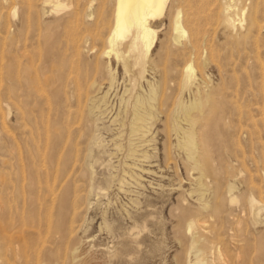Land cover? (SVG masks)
I'll use <instances>...</instances> for the list:
<instances>
[{
  "label": "rangeland",
  "instance_id": "1",
  "mask_svg": "<svg viewBox=\"0 0 264 264\" xmlns=\"http://www.w3.org/2000/svg\"><path fill=\"white\" fill-rule=\"evenodd\" d=\"M66 3L51 14L42 0H0V226L7 229L0 264H45L50 247L56 264H70L73 247L109 250L124 240L137 244L111 264H264V211L254 223L248 206L250 194L264 204V13L253 15L264 0H167L149 20L156 31L150 45L141 30L117 34L115 0ZM177 11L185 29L179 39ZM212 103L217 111L209 119ZM136 113L148 116L140 129ZM205 122L215 125L213 138ZM186 127L197 133L191 153L177 144ZM90 146L102 158L93 178ZM58 224L70 233L63 245L47 235ZM37 227L46 253L39 246L24 262L17 245Z\"/></svg>",
  "mask_w": 264,
  "mask_h": 264
},
{
  "label": "bare ground",
  "instance_id": "2",
  "mask_svg": "<svg viewBox=\"0 0 264 264\" xmlns=\"http://www.w3.org/2000/svg\"><path fill=\"white\" fill-rule=\"evenodd\" d=\"M67 1V0H66ZM66 1H64V0H42V3H43V5L44 6H48L49 7V10L47 11V12H51V14L52 13H54V14H57L58 12H61V11H63V10H65V9H67V8H69V6L67 5V3H66ZM166 1L167 0H115V8L114 9H116V32H117V34L120 36V37H126V36H128L131 32H132V30L133 29H136L137 31H142V33H143V37H144V39H146L148 42H149V45L152 43V41H153V39H154V34L156 33V31L154 30V29H152L150 26H149V20H151V19H155L156 17H159L162 13H163V11H164V9H165V6H166ZM48 7H47V9H48ZM46 8V7H45ZM71 8V7H70ZM75 11V9L73 10V12ZM72 12V13H73ZM256 12H263L264 13V6L263 7H261V6H257L256 8H255V11H254V13H253V15L255 14V16H257V13ZM76 14H77V11L75 12ZM258 13V14H259ZM78 14H79V12H78ZM71 16V15H70ZM115 16V15H114ZM228 16H230V15H228ZM75 18V17H74ZM256 18V17H255ZM228 19V18H227ZM173 20V19H172ZM172 20H171V23H173L172 22ZM86 21V20H85ZM67 22V21H66ZM76 22H77V20H76ZM224 22V21H223ZM250 22V21H249ZM90 23V22H89ZM252 23V22H251ZM259 23V22H258ZM91 24H93V22L91 23ZM113 24H114V22H113ZM154 25V24H153ZM254 25H255V23H254ZM65 26V25H64ZM226 26V25H225ZM170 27H171V25H170ZM234 27V26H233ZM260 27V26H259ZM70 28V27H69ZM254 28V27H253ZM73 29V28H72ZM172 30V29H171ZM174 30H175V33L177 34V38L179 39L180 37H181V35L182 34H184L185 33V29H184V27H183V25H182V22H181V15H180V12L179 11H177V13H176V15H175V18H174ZM112 31V30H111ZM134 31V30H133ZM134 33H135V31H134ZM133 34V33H132ZM137 34V33H136ZM117 36V35H116ZM133 35H131L130 36V38L129 39H131V37H132ZM108 38V37H107ZM134 38H135V36H134ZM116 40H117V37H116ZM131 40H133V39H131ZM127 41V40H126ZM134 41V40H133ZM124 42H125V40H124ZM118 43V42H117ZM130 43H131V41H130ZM125 44V43H124ZM129 44V43H128ZM114 45V44H113ZM121 45H123V42L121 43V41H120V46ZM126 45V44H125ZM131 45V44H130ZM127 47H128V45H127ZM126 47V49H128ZM140 47V46H139ZM77 48V47H76ZM130 49H133V46H131L130 47ZM123 50V49H122ZM104 51V50H103ZM118 51H120L119 49H118ZM126 52H127V50H125ZM121 52V51H120ZM136 52H137V50H136ZM108 53V52H107ZM144 50H142V48H141V51L139 52V56H138V59H140L141 57H143L144 56ZM136 54H138V53H136ZM135 54H133V56H134ZM118 56H119V54H118ZM114 57V56H113ZM126 57V56H125ZM128 57V56H127ZM124 58V57H123ZM126 59V58H125ZM137 59V60H138ZM125 61V60H124ZM123 63V62H122ZM124 66V65H123ZM107 67V66H106ZM72 68V67H71ZM70 69V68H69ZM72 70V69H71ZM188 70H191V67L189 66L188 67ZM71 74V73H70ZM69 77H70V75H69ZM69 80H70V78H69ZM72 82V81H71ZM70 82V83H71ZM201 83H203V82H201ZM74 84V83H73ZM200 86V85H199ZM79 88V87H78ZM79 90H80V88H79ZM126 90H128V89H126ZM196 90V89H195ZM76 91V90H75ZM78 91V90H77ZM129 91V90H128ZM39 92V91H38ZM79 93V92H78ZM77 93V94H78ZM82 93V92H81ZM126 93V92H125ZM87 93H85V95H86ZM201 95L203 94V93H200ZM75 95V94H74ZM82 95V94H81ZM89 95V94H88ZM104 95V94H103ZM154 95V94H153ZM78 96V95H77ZM102 96V95H101ZM76 96H74V98H75ZM79 97H80V95H79ZM78 97V100L80 99ZM82 97H84V95L82 96ZM44 98V97H43ZM85 98H87V95H86V97H84V99ZM142 98H143V96H142ZM156 98V97H155ZM201 98H203V96L201 97ZM208 98H209V95H206V93H205V101H207L208 100ZM88 99V98H87ZM138 98H136V100H137ZM144 99V98H143ZM82 100H83V98L81 99V102H82ZM75 101H77V99L75 98ZM139 101V100H138ZM148 101H150V103H148V104H151V98H150V100H148ZM78 102V101H77ZM80 102V101H79ZM84 102V101H83ZM87 102V101H86ZM154 102V101H153ZM85 103V102H84ZM140 103H142L141 102V99H140V102H139V104H137L138 106L140 105ZM203 103V102H202ZM210 103V102H209ZM86 104V103H85ZM143 104V103H142ZM146 104H147V102H146ZM26 105V104H25ZM81 105V104H80ZM97 105V104H96ZM212 105H213V103H212ZM212 105L210 104V106L212 107ZM77 106V105H76ZM84 106V105H83ZM86 106H87V104H86ZM98 106H99V104H98ZM125 106V105H124ZM141 106V105H140ZM140 106L138 107V109L141 111V109H140ZM146 106V105H145ZM149 106V108L148 109H150V105H148ZM195 106V105H194ZM207 106V105H206ZM20 107V106H19ZM28 107V106H27ZM126 107V106H125ZM134 107V106H133ZM135 107H137L136 105H135ZM142 107H144V105L142 106ZM141 107V108H142ZM205 107V106H204ZM211 107H208V108H210V109H207V111H208V115H209V113H216V109L214 108L215 107V105H213V107L211 108ZM217 107V106H216ZM135 109V108H134ZM60 110H62V109H60ZM146 110V109H145ZM144 110V111H145ZM153 110V109H152ZM123 111V110H122ZM142 111H143V109H142ZM150 111V110H149ZM201 111H202V109H201ZM207 111H205V112H207ZM132 112H134V110L132 111ZM139 112V111H138ZM160 112V111H159ZM205 112H204V114H202V115H205ZM80 113L82 114V111H80ZM103 113V112H102ZM128 113V112H127ZM135 113V112H134ZM214 113V114H215ZM88 114V113H87ZM97 114V113H96ZM118 114V113H117ZM137 114V116L136 117H134V116H132V117H134L135 119H134V122H135V124H134V127L136 126V124H138L137 126L139 127V126H141V125H143L144 126V123H146L147 122V120H148V116L146 115V116H143V117H138V113H136ZM142 114V113H141ZM146 114H147V112H146ZM150 114V113H149ZM213 114V115H214ZM130 115H131V113H130ZM152 115V114H151ZM20 116V117H19ZM24 116H26L24 113H22V112H20L19 113V115L17 116V119H18V117H19V119H20V121H18V123H19V128H20V134H25L24 133V131H26L25 130V127H26V123H24L23 122V120L25 119V117ZM75 116H76V113H75ZM124 116H125V113H124ZM172 116H173V114H172ZM178 116H179V114H178ZM199 116H200V114H199ZM261 116H262V114H261ZM129 118V116L128 115H126V118ZM201 117V116H200ZM210 117V115L208 116V118ZM211 117H212V115H211ZM211 117L209 118V119H211ZM27 118V117H26ZM80 118V117H79ZM201 118H203L204 119V117H201ZM28 119V118H27ZM170 119V118H169ZM178 119V118H177ZM197 119V118H196ZM160 120V119H159ZM199 120V119H198ZM207 120V118L205 117V120L204 121H206ZM261 120V119H260ZM30 121V120H29ZM92 121H93V119H92ZM170 121V120H169ZM191 121H192V119H191ZM197 121V120H196ZM209 121V120H208ZM3 122V121H2ZM26 122H28V120L26 121ZM130 122H131V120H130ZM174 122V121H173ZM203 122V121H202ZM219 122V121H218ZM253 122H254V120H253ZM264 122V121H263ZM122 123H123V121H122ZM180 123H181V121H180ZM255 123V122H254ZM124 124H125V122H124ZM256 124V123H255ZM4 125V122L2 123V124H0V126H3ZM123 125V124H122ZM121 125V126H122ZM128 125V124H127ZM132 125V124H131ZM263 125V124H262ZM136 126V127H137ZM146 126V125H145ZM201 126V124L198 126V127H200ZM124 126H122V128H123ZM134 127H132L133 128V130H132V128H131V131H130V133H132V132H137V130L136 131H134ZM137 127V129H140V127L138 128ZM142 127V126H141ZM214 127H215V125L214 124H212V123H208V122H205L204 124H203V128H204V131H205V133H206V135L207 136H209V137H212L213 138V135H211V134H214ZM144 128V127H143ZM2 129V128H1ZM145 129V128H144ZM174 129V128H173ZM178 129V128H177ZM199 130H200V128H198ZM197 129V132L199 133V130ZM202 130V129H201ZM47 131V130H46ZM159 131V130H158ZM180 131V130H179ZM203 130H202V132H204ZM3 132H4V130H3ZM153 132V131H152ZM7 133V132H6ZM145 133V132H144ZM181 133V132H180ZM29 134H31L32 135V132L31 131H29ZM169 134V133H168ZM196 131H195V129L193 128V127H186V129H184L183 131H182V133H181V135L179 136V140L180 141H177V144L179 145V146H182V147H186V148H188V151H187V153H191V151L194 149L193 148V146H196L197 144H195V138H196ZM200 134V133H199ZM47 135L49 136V134L47 133ZM132 135V134H131ZM133 135H135V134H133ZM120 136H121V134H120ZM199 136V135H198ZM221 136V135H220ZM19 137H20V135H19ZM56 137V136H55ZM94 137V136H93ZM171 137V136H170ZM200 137V136H199ZM203 137V136H202ZM208 137V138H209ZM44 138V137H43ZM46 138V137H45ZM48 138V137H47ZM131 138V137H130ZM132 138H134V137H132ZM135 138L137 139V137L135 136ZM135 138H134V140H135ZM140 138V137H139ZM152 138V137H151ZM32 139V138H31ZM118 139H119V137H118ZM144 139V138H143ZM17 140H18V138H17ZM48 140V139H47ZM89 140H90V138H89ZM131 140V139H130ZM133 140V141H134ZM141 140V139H140ZM199 140V139H198ZM55 141H56V139H55ZM55 141H53V142H55ZM205 141V140H204ZM203 141V142H204ZM47 142V141H46ZM57 142V141H56ZM132 142V141H131ZM202 142V141H201ZM66 143V142H65ZM86 143H87V140H86ZM171 143V142H170ZM198 143H200V142H198ZM19 144V143H18ZM142 144V143H141ZM169 144V143H168ZM46 145H48V144H46ZM205 145H206V143H205ZM44 146V145H43ZM55 146V145H54ZM54 146H53V143H52V148H54ZM131 146H133L132 145V143H131ZM139 146V145H138ZM203 146V145H202ZM17 147H19V146H17ZM87 147V146H86ZM91 147V146H90ZM134 147V146H133ZM169 147H171V144H170V146ZM200 147V146H199ZM198 147V148H199ZM262 147H264V146H262ZM118 148H120V147H118ZM135 148H138V147H135ZM204 148V147H203ZM206 148V147H205ZM45 149H47V147H45ZM44 149V151H46ZM141 149V148H140ZM197 149V148H196ZM201 149H202V147H201ZM42 150H43V147H42ZM93 150H95V149H93ZM93 150H92V147L91 148H89L88 149V151H89V154H87L88 155V162H87V166H88V169H89V172L91 173V177L93 178V164L95 165V164H97V163H100L101 162V155H100V151L98 152L97 151V153L95 152H93ZM131 150H133L132 148H131ZM53 151H55V150H53ZM53 151H51V154H52V152ZM96 151V150H95ZM135 150H133V152H134ZM132 152V153H133ZM199 152H201L202 153V157H203V159L205 160V161H209L210 160V154L207 152V151H205V150H202V151H198V153ZM28 153V152H27ZM137 152L135 151V154H136ZM145 153H146V151H145ZM168 153H169V151H168ZM134 154V153H133ZM27 155V154H26ZM200 155V154H199ZM21 156V155H20ZM183 156V155H182ZM130 157V156H129ZM132 157H134L133 155H132ZM200 157V156H199ZM198 157V158H199ZM53 158V157H52ZM28 159H29V157H28ZM136 159V158H135ZM200 159H201V157H200ZM22 161V160H21ZM50 161H52V159H50ZM201 161V160H200ZM29 162V161H28ZM143 162H144V160H143ZM211 162V161H210ZM203 163L205 164V162L203 161ZM44 164V163H43ZM185 165V164H184ZM206 165V164H205ZM204 166V165H203ZM210 166V165H209ZM208 166V167H209ZM189 168V167H188ZM211 168H212V165H211ZM213 169V168H212ZM189 170H190V168H189ZM205 171V170H204ZM215 171V170H214ZM206 173V172H205ZM212 174H215L214 172H212ZM206 175V174H205ZM233 175V174H232ZM132 177V176H131ZM205 178V177H204ZM4 179V178H3ZM30 179V178H29ZM203 180V179H202ZM205 180V179H204ZM204 180H203V182H204ZM77 182V181H76ZM202 182V183H203ZM105 183L107 184L108 183V180H106L105 179ZM51 184V183H50ZM53 184H55V183H53ZM48 186V185H47ZM51 186L52 185H50V187L49 188H51ZM53 186H55V185H53ZM53 186H52V188H53ZM56 187H57V185H56ZM78 188V187H77ZM236 188V187H235ZM251 189V188H250ZM53 189H51V190H49L50 191V193H51V196L52 197H54V192H55V190H54V192L52 191ZM56 190H57V188H56ZM2 191V190H1ZM78 191V190H77ZM232 191H233V186L232 185H230L229 186V189H228V192H229V201L232 203V202H234V201H236V199H237V197L232 193ZM252 191V190H251ZM236 192V191H235ZM243 192H245V191H243ZM64 193V192H63ZM251 193H253V192H251ZM242 194V193H241ZM248 194H250V193H248ZM254 194V193H253ZM59 195H60V193H59ZM243 195V194H242ZM248 196V195H247ZM61 197H62V194H61ZM51 198V197H50ZM259 198V197H258ZM256 196H254V195H252V194H250L249 195V197H248V206H249V211H250V216H251V220L255 223L256 222V220L258 219V218H260L263 214V211H264V204L261 202V200H262V198H261V200H260V198L258 199ZM35 199V198H34ZM33 199V200H34ZM53 199H55V198H53ZM247 199V198H246ZM52 200V199H51ZM244 200H245V198H244ZM59 201V199L57 200V202ZM52 202H54V200H52ZM63 203L65 202V200L63 199V201H62ZM62 202H59V203H61L62 204ZM2 203V202H1ZM52 204H54V203H52ZM246 204V203H245ZM50 207V206H49ZM53 207V206H52ZM58 207V210H59V206H57ZM185 208V207H184ZM220 205H216V206H214V212L215 213H217L219 210H220ZM244 208V207H243ZM52 209V208H51ZM50 209V210H51ZM186 209V208H185ZM189 209V208H188ZM187 209V210H188ZM193 209V211H194V208H192ZM201 209V208H200ZM63 209L61 208V210H60V212L62 211ZM245 210V209H244ZM186 211V210H185ZM48 212V211H47ZM180 212H181V210H180ZM184 212V211H183ZM189 212V211H188ZM63 213V212H62ZM187 213V212H186ZM192 213H194L195 214V212H192ZM198 213V212H197ZM50 214V213H49ZM64 214V213H63ZM181 214V213H180ZM183 214V213H182ZM249 214V213H248ZM48 215V214H47ZM184 215V214H183ZM197 215V214H196ZM195 215V216H196ZM14 216H16V214L14 215ZM45 216H46V214H45ZM132 216V215H131ZM181 216V215H180ZM187 216H188V213H187ZM12 217H13V214H12ZM50 217V216H49ZM134 217V216H133ZM182 217V216H181ZM180 217V218H181ZM184 217V216H183ZM182 217V218H183ZM3 218H5V216L3 217ZM15 219H16V217H14ZM26 218V217H25ZM46 218H48V216H46ZM132 218V217H131ZM144 218V217H143ZM191 218H193V217H191ZM242 218V217H241ZM246 218V217H245ZM264 218V217H263ZM262 218V219H263ZM14 219V220H15ZM49 219V218H48ZM137 219H139L138 217H137ZM188 219V218H187ZM186 219V220H187ZM248 219H249V217H248ZM47 220V219H46ZM100 220H102V218L100 219ZM190 220V219H189ZM16 221V220H15ZM15 221H14V223H15ZM18 221V220H17ZM17 221H16V223H17ZM43 221V220H42ZM48 221V220H47ZM137 221V220H136ZM184 222H185V220H183ZM188 221V220H187ZM237 221H238V218H237ZM236 221V222H237ZM243 221V220H242ZM8 222H10V221H8ZM52 221H51V219H50V222L49 223H51ZM117 222V221H116ZM181 222V221H180ZM196 222V221H195ZM239 222V221H238ZM244 222V221H243ZM2 223V222H1ZM36 223V222H35ZM35 223H33L34 225H35ZM42 223V222H41ZM62 223H63V220H62ZM64 223H66L65 221H64ZM63 223V225H64V227H65V224ZM73 223V222H72ZM72 223H71V225H72ZM101 223H102V221H101ZM104 223V222H103ZM119 223V222H118ZM9 224V223H8ZM11 224V223H10ZM18 224V223H17ZM32 224V223H31ZM196 224V223H195ZM3 225H4V223H3ZM27 225V224H26ZM34 225H33V227H34ZM38 225H39V222H38ZM48 227H49V225L48 224H46ZM10 226V225H9ZM17 226V225H16ZM37 226V225H36ZM67 226H68V224H67ZM101 226V225H100ZM116 226V225H115ZM239 226V225H238ZM246 226V225H245ZM260 226V225H259ZM11 227V226H10ZM9 227V228H10ZM12 227H14V224L12 225ZM38 227H40V226H38ZM38 227H37V229L35 230V232L33 231V232H30L29 234H27V236L26 237H23V239H22V241H21V243L20 244H18L17 245V249H18V254L20 255V256H22L23 258H24V262H25V260L26 261H28V259L30 258V257H33V256H31V255H33V254H35L36 252H38V250L40 251L41 249H42V252H45V250H43V247H44V241H46V237H45V240L43 241V243L42 244H39L38 245V243H40V242H38L37 240L38 239H40L41 238V236H40V231H39V229H38ZM46 227V226H45ZM71 227V226H70ZM99 227V224L97 225V228ZM104 227V226H103ZM114 227V226H113ZM8 228V229H9ZM29 228H30V226H29ZM120 228H122V227H119L118 229H120ZM189 229H191L192 227H191V224L189 225V227H188ZM199 228H201V227H199ZM262 228V227H261ZM13 229V228H12ZM49 229V228H48ZM109 229V231H111V232H113V230L115 229V227L114 228H112V227H109L108 228ZM117 229V228H116ZM117 229V230H118ZM129 229H130V227H129ZM193 229V228H192ZM240 229V228H239ZM72 230H73V228H72ZM106 230V229H105ZM199 230V229H198ZM237 230H238V228H237ZM6 231H7V229H6V227H1L0 226V239H1V244H2V246H0V247H6V244H7V235H6ZM28 231H29V229H28ZM122 231V230H121ZM120 231V232H121ZM197 231V230H196ZM242 231V230H241ZM45 232H46V230H45ZM119 232V233H120ZM123 232V231H122ZM121 232V233H122ZM199 231H197V232H195V233H198ZM261 232V231H260ZM52 233V234H51ZM66 232H64V229H63V227H61L59 224L56 226V227H54V229L50 232L49 231V233H47V235L49 234V235H51V239H53V243H55V241H59V242H62V244L60 243V245H63V241H65V240H67V238L68 237H70V236H67L66 234L68 233L69 235H70V233L69 232H67L66 234H65ZM115 233V232H114ZM118 233V234H119ZM133 234H134V232H132ZM200 234H201V232H199ZM257 234V233H256ZM121 235V234H120ZM260 235V234H259ZM10 236H12V235H10ZM21 236V235H20ZM42 236H43V234H42ZM44 236H45V233H44ZM124 236H125V234H124ZM130 236V235H129ZM132 236V235H131ZM198 236H199V234L197 235V237L196 238H194V240H192V241H194V242H196V243H199L200 242V240H198L197 238H198ZM240 236V235H239ZM47 237H49V236H47ZM114 237V236H113ZM203 237V236H202ZM256 237H257V235H256ZM43 238V237H42ZM245 238V237H244ZM85 239V238H84ZM126 239V238H125ZM206 239V238H205ZM249 239V238H248ZM11 240H12V238H11ZM14 240V239H13ZM81 240V238L79 239V241ZM116 240V239H115ZM129 240V239H128ZM252 240V239H251ZM17 241V240H16ZM20 241V240H19ZM41 241V240H40ZM82 241H83V239H82ZM81 241V242H82ZM122 241H123V239H122ZM136 241H137V239H136ZM203 241V240H202ZM207 241V240H206ZM249 241H250V239H249ZM255 241V240H254ZM258 244L260 243V251H264V234H262V235H260L259 237H258ZM51 242V241H50ZM57 242L55 243V244H57ZM251 242V241H250ZM256 242H257V240H256ZM8 243H11V242H8ZM12 243H14V241L12 242ZM16 243V242H15ZM48 243V241H46V244ZM117 243H118V241H117ZM140 243V242H139ZM204 243V242H203ZM203 243H200L201 244V246L202 247H204V244ZM247 243V242H246ZM45 244V245H46ZM54 244V245H55ZM102 244V243H101ZM132 244H137L134 240H129L128 242H125V240L123 241V242H121V243H119L118 244V246L116 247V248H114V249H104V248H97V249H93L94 247L93 246H95V245H93V244H88L86 247H82L83 249L82 250H79V248H77V247H73L72 248V251L70 250V252H71V254H70V264H85V263H89V262H96L97 260V262H98V264H100V263H102V264H111V262H114V260L115 259H117V258H121V257H123V256H125V255H127V252L126 251H128V250H126L127 249V247L129 246V245H132ZM199 244V245H200ZM58 245V244H57ZM106 245V244H105ZM251 245H253L252 243H251ZM12 246V245H11ZM41 247V249H40V247ZM47 246H49V245H47ZM246 246V248H247V245H245ZM8 247L9 246H7V249H8ZM50 247V246H49ZM48 247V248H49ZM107 247V246H106ZM105 247V248H106ZM257 247V246H256ZM239 248H242V247H239ZM245 248V247H244ZM251 248V247H250ZM46 249V248H45ZM252 249H253V246H252ZM251 250V249H250ZM14 251V250H13ZM17 251V250H16ZM101 254V256L97 259L96 257H95V254L96 253H98V252ZM56 252V250H53L52 249V247H50V250H48L47 251V259H46V257L44 258L43 257V259H45L49 264H52V263H54V264H56V262H55V260H54V253ZM241 252V251H240ZM245 252V251H244ZM11 253V252H10ZM46 253V252H45ZM59 253H60V251H59ZM129 253V252H128ZM131 253V252H130ZM249 253H252L251 251L249 252ZM253 253H254V251H253ZM17 254V253H16ZM17 254V255H18ZM42 254V253H41ZM57 254V253H56ZM36 255H37V253H36ZM46 255H44V256H46ZM38 257H39V253H38ZM59 257V256H58ZM69 257V256H68ZM21 258V257H20ZM34 259H35V257H33ZM37 258V257H36ZM57 258V257H56ZM63 258V257H62ZM101 258V259H100ZM260 258V257H259ZM262 258V257H261ZM38 259V258H37ZM43 259H42V262H43ZM242 259H243V256H242ZM18 260H19V258H18ZM241 260V259H240ZM243 260H245V259H243ZM3 261H4V259H3ZM36 261V260H35ZM34 261V262H35ZM41 261V260H40ZM39 261V262H40ZM45 261V262H46ZM24 262H22V263H24ZM39 262H38V264H39ZM46 262V263H47ZM57 262H58V260H57ZM62 262H64V261H62ZM68 262V261H67ZM67 262H66V264H67ZM19 263H21V262H19ZM26 263V262H25ZM24 263V264H25ZM30 263V262H29ZM45 263V264H46ZM59 264H60V262H58ZM241 263V262H240ZM243 263V262H242ZM245 263V262H244ZM253 263V262H252ZM257 263V262H256ZM64 264V263H63ZM246 264H247V262H246Z\"/></svg>",
  "mask_w": 264,
  "mask_h": 264
}]
</instances>
